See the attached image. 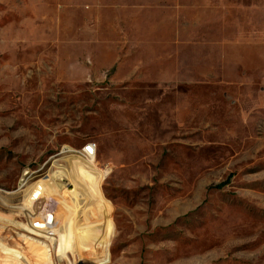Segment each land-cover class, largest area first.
<instances>
[{"label": "rangeland", "instance_id": "obj_1", "mask_svg": "<svg viewBox=\"0 0 264 264\" xmlns=\"http://www.w3.org/2000/svg\"><path fill=\"white\" fill-rule=\"evenodd\" d=\"M59 1L0 0V264H264V0H202L218 27L182 63L207 75L165 91L69 81L108 30ZM39 183L84 200L76 253Z\"/></svg>", "mask_w": 264, "mask_h": 264}, {"label": "crops", "instance_id": "obj_2", "mask_svg": "<svg viewBox=\"0 0 264 264\" xmlns=\"http://www.w3.org/2000/svg\"><path fill=\"white\" fill-rule=\"evenodd\" d=\"M58 7L87 13L108 30L104 36L73 39L88 59L81 63L84 72L73 71L69 81L109 76L129 88L165 91L192 82L186 78L207 75L182 63L185 54H201L209 40L205 30L218 27L205 22L204 10L211 11L202 0H65Z\"/></svg>", "mask_w": 264, "mask_h": 264}, {"label": "bare ground", "instance_id": "obj_3", "mask_svg": "<svg viewBox=\"0 0 264 264\" xmlns=\"http://www.w3.org/2000/svg\"><path fill=\"white\" fill-rule=\"evenodd\" d=\"M65 152H66V150H65ZM89 159H94V158H89ZM87 160H88V158H87ZM52 184H53L52 188H48L43 183H39L37 185L34 184V186L33 185L31 186L32 187L31 190H33V192H35L36 194H37L36 191H39L43 195V200L41 203V205H42V217H48L49 212H52V216L69 212L68 215L64 216L65 219L62 218L63 222H61V224L59 223L58 225L49 227L47 229L49 230V234H50L51 239H52L51 241L56 248H58L60 250H67V251L72 250V252L74 253L76 246L80 242L79 233H78L79 232L78 217L82 213L84 200L82 198H80V196H78L71 188H63V187H59V186L55 185L54 183H52ZM25 185H26V180H22L20 183V187L23 188ZM55 207H57V209H55ZM59 221H61V219ZM59 225L62 226L60 229H54ZM29 228H30V232H31L36 227L34 228V227L30 226ZM0 234H2V233L0 232ZM8 236H10V235H8ZM20 236L22 237V240H24L25 242L27 240V241L31 242L32 244L37 245V243L35 242V240L32 237L31 238L28 237V239H26V238H24L23 234H21ZM13 242H14V239H13ZM6 243H8V241ZM6 245L1 246L5 253L16 255V256L22 258L25 261V263L30 264V262L26 259V257H24V255L20 252V250H17V249H19L18 247H17V249H15L14 245H13L14 248L11 247L12 245L10 247H8ZM18 245H20V244H18ZM28 245H30V244H28ZM34 245H32V246H34ZM41 252H42V250H41ZM25 253H28V252H25ZM42 255L43 256L41 258H43V260L48 258L45 256V254L43 252H42Z\"/></svg>", "mask_w": 264, "mask_h": 264}, {"label": "built area", "instance_id": "obj_4", "mask_svg": "<svg viewBox=\"0 0 264 264\" xmlns=\"http://www.w3.org/2000/svg\"><path fill=\"white\" fill-rule=\"evenodd\" d=\"M96 152V145L89 143L83 148L81 153L85 158H95Z\"/></svg>", "mask_w": 264, "mask_h": 264}, {"label": "trees", "instance_id": "obj_5", "mask_svg": "<svg viewBox=\"0 0 264 264\" xmlns=\"http://www.w3.org/2000/svg\"><path fill=\"white\" fill-rule=\"evenodd\" d=\"M225 184H221V185H218L216 186L217 189H221Z\"/></svg>", "mask_w": 264, "mask_h": 264}]
</instances>
